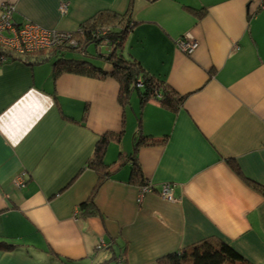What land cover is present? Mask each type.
Returning a JSON list of instances; mask_svg holds the SVG:
<instances>
[{"label": "crops", "instance_id": "1", "mask_svg": "<svg viewBox=\"0 0 264 264\" xmlns=\"http://www.w3.org/2000/svg\"><path fill=\"white\" fill-rule=\"evenodd\" d=\"M6 4L18 25L68 33L130 11L126 52L183 102L142 104L134 91L123 104L115 78L65 69L56 57L69 46L1 63L0 264H161L204 240L264 264V0H0V13ZM187 37L190 55L177 44ZM139 134L148 143L135 149ZM103 136L114 164L90 215L80 206ZM131 154L154 186L142 204Z\"/></svg>", "mask_w": 264, "mask_h": 264}, {"label": "trees", "instance_id": "2", "mask_svg": "<svg viewBox=\"0 0 264 264\" xmlns=\"http://www.w3.org/2000/svg\"><path fill=\"white\" fill-rule=\"evenodd\" d=\"M134 22L130 11L125 15H119L114 12H102L91 18L83 24L78 32L71 34L76 39L78 46L69 47L75 54H65V69L81 73L90 77L115 78L121 87L120 102L125 103L129 100L131 94L137 91L141 97V103L144 104L150 99H159L163 105L178 108L183 102L176 92L170 89L164 80H161L151 74L142 63L125 50V38L132 31ZM94 46L93 54L89 49ZM106 48V50L104 49ZM44 51L34 54L24 55L22 57L14 55L11 51L0 46V57H6L16 60L29 61V64L40 63ZM55 52H59L56 49ZM38 55V56H35ZM34 55V56H33ZM98 57L107 63L101 66L98 60H90L87 56ZM60 56V57H59ZM34 57V58H33ZM32 58V59H31ZM79 59V60H78ZM64 64V63H63ZM62 62H56L55 67L63 65ZM60 71H57L58 75ZM141 85V86H139ZM159 97V98H158ZM108 136H103L97 145L94 158L87 165L98 174L97 183L93 189L91 200L83 203L80 207L86 214L97 215L99 210L95 205V197L100 187L108 178L111 177V167L104 159V151L108 142ZM148 143V137L139 134L135 139V149L140 145ZM134 155H130L132 162L131 178L139 179L141 185L148 183L144 178L140 164ZM161 264H252L236 249L226 243H214L210 240H204L185 247L179 251L169 253L159 259Z\"/></svg>", "mask_w": 264, "mask_h": 264}, {"label": "built area", "instance_id": "3", "mask_svg": "<svg viewBox=\"0 0 264 264\" xmlns=\"http://www.w3.org/2000/svg\"><path fill=\"white\" fill-rule=\"evenodd\" d=\"M62 13H66L67 6L63 4ZM15 8L9 4L3 6L0 13V46L11 51L16 56L34 54L49 49L62 47H77L78 43L71 33L40 28L37 24L27 22L18 25L13 21ZM179 48L186 54H192L198 47V43L190 38L177 42ZM10 59V58H9ZM0 57V64L9 60ZM141 86V85H139ZM17 186H24V174L15 180ZM172 184H164L160 190V196L168 202H176ZM154 192V186L148 182L139 187L138 203L142 204L145 197Z\"/></svg>", "mask_w": 264, "mask_h": 264}, {"label": "rangeland", "instance_id": "4", "mask_svg": "<svg viewBox=\"0 0 264 264\" xmlns=\"http://www.w3.org/2000/svg\"><path fill=\"white\" fill-rule=\"evenodd\" d=\"M39 26V25H38ZM40 28H43V27H41V26H39ZM62 32H64V31H62ZM94 46H91V48L89 49V51H90V53L91 54H93V52H94ZM105 50H106V48H104ZM73 54H75V53H73ZM90 60H93V61H95L96 62V60H98L99 62H100V65L101 66H106L107 65V63L106 62H104V61H102V60H100L98 57H93V56H91V55H89V56H87ZM166 201V200H165ZM241 254V253H240ZM242 255V254H241ZM243 256V255H242Z\"/></svg>", "mask_w": 264, "mask_h": 264}]
</instances>
